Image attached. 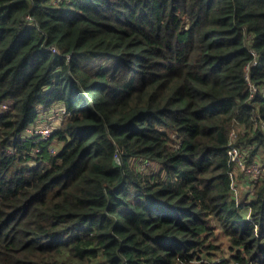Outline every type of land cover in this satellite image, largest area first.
Listing matches in <instances>:
<instances>
[{"label":"trees","instance_id":"1","mask_svg":"<svg viewBox=\"0 0 264 264\" xmlns=\"http://www.w3.org/2000/svg\"><path fill=\"white\" fill-rule=\"evenodd\" d=\"M232 148L264 167V0H0V264H264Z\"/></svg>","mask_w":264,"mask_h":264},{"label":"rangeland","instance_id":"2","mask_svg":"<svg viewBox=\"0 0 264 264\" xmlns=\"http://www.w3.org/2000/svg\"><path fill=\"white\" fill-rule=\"evenodd\" d=\"M61 107H63V105H56L49 112H46L45 115L48 119L46 118V120H44V122L39 124L40 129L47 127V126H53L54 128H56L59 125L61 118H59L57 116V114L59 113V111H60L59 108H61ZM245 177L246 176L244 174H242V171H237L236 182H237L238 187H239V192L242 194L244 192H253V190H254L253 189L254 186L252 187L253 182L251 179H249L251 176H249V178H245ZM243 187H244V189H243ZM215 243L222 250V252L217 251L218 256L215 257V259L230 256L229 242H228L227 237L225 235L218 234L217 240L215 241Z\"/></svg>","mask_w":264,"mask_h":264},{"label":"built area","instance_id":"3","mask_svg":"<svg viewBox=\"0 0 264 264\" xmlns=\"http://www.w3.org/2000/svg\"><path fill=\"white\" fill-rule=\"evenodd\" d=\"M58 1V0H57ZM31 20V19H30ZM51 50H53L55 53L57 52V49L55 47H52ZM254 87H251V89L253 90ZM59 113L57 114V116L59 118L63 117V113H64V107L59 108ZM54 129L53 126H47L44 128H41L39 130V139H48L52 133V130ZM29 132L33 133V129H29ZM53 150V148L51 147V151ZM54 151V150H53ZM230 154L232 155V158L234 161H236V166L240 169V171H245L247 173L250 174L251 178H257L259 177L263 171H264V167L262 164L260 163H253L251 165H247L245 159L242 157V155L239 153L237 148H232L230 150ZM148 162H145L143 164L144 168H146L148 166Z\"/></svg>","mask_w":264,"mask_h":264}]
</instances>
